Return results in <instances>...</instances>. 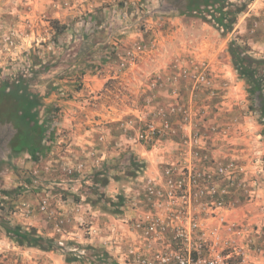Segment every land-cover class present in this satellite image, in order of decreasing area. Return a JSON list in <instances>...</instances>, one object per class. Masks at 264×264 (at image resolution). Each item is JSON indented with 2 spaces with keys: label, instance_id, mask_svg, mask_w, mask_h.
<instances>
[{
  "label": "rangeland",
  "instance_id": "rangeland-1",
  "mask_svg": "<svg viewBox=\"0 0 264 264\" xmlns=\"http://www.w3.org/2000/svg\"><path fill=\"white\" fill-rule=\"evenodd\" d=\"M188 2L0 0V264H116L109 241L132 216L142 191L136 178L187 159L184 135H198L212 172L226 170L217 221L203 225L216 226L220 239L227 227L236 232L237 250L221 251L230 261L264 264V119L228 52L233 42L264 60V0H231L244 10L228 33L212 8L189 12ZM128 55L135 60L119 70ZM251 68L264 87V63ZM17 85L39 103L28 134L39 140L33 157L19 148V105L6 94ZM162 87L166 102L157 106ZM102 107L110 120L124 118L116 140H97L107 154L96 152L102 160L86 166L93 155L85 144L73 150L72 133L83 131L87 115L98 121ZM154 112L164 115L157 126L167 120L170 139L141 149L133 139ZM16 226L46 238L48 249L17 245L6 233Z\"/></svg>",
  "mask_w": 264,
  "mask_h": 264
},
{
  "label": "built area",
  "instance_id": "built-area-1",
  "mask_svg": "<svg viewBox=\"0 0 264 264\" xmlns=\"http://www.w3.org/2000/svg\"><path fill=\"white\" fill-rule=\"evenodd\" d=\"M134 60V55L126 56L118 69ZM149 87L154 90L156 83ZM150 116L133 141L153 149L170 139L171 133L166 119L157 126L156 120L163 114ZM184 137L180 151L187 159L165 163L154 177L141 181V195L132 206V216L122 219L127 235L118 230L109 241L110 250L116 252V264H246L243 258L230 261V252L221 254L222 250H237L232 245L236 233L232 227L226 229L227 238L220 239L216 226L208 229L203 225L204 220L217 221L221 203L216 188L226 170L212 172L205 162L206 153L198 147V135Z\"/></svg>",
  "mask_w": 264,
  "mask_h": 264
},
{
  "label": "trees",
  "instance_id": "trees-1",
  "mask_svg": "<svg viewBox=\"0 0 264 264\" xmlns=\"http://www.w3.org/2000/svg\"><path fill=\"white\" fill-rule=\"evenodd\" d=\"M201 6L205 9L210 7L214 13L218 14L215 22L218 28L226 33L232 31L236 17L244 10L243 4L234 5L231 3V0H189L186 8L189 12H197ZM228 6L232 7L233 10L226 9ZM233 44V42L229 43L228 52L231 56L234 69L239 78L249 87L248 93L257 102L259 113L264 119V93L262 92L264 87L261 84V79L256 77L255 70L251 68L252 64H263L264 60L253 59L247 52ZM5 89L6 87L0 89V95L4 94ZM6 94L7 96H11L19 105L20 115L16 122V126L19 125L21 127V134L18 141L19 148L25 149L33 157L39 149V140H35L33 136H29L28 134L36 130L37 118L36 112L33 110L39 106L37 96L29 93L27 88L21 85L15 86V88L9 90ZM132 166L133 168L136 167L133 164ZM103 184L105 185V182ZM6 233L11 234V238L19 246L37 247L40 250L48 249L43 246V243L48 241L46 238L23 231L20 226H16L12 230L9 229ZM73 260L75 259L68 258L66 262H73Z\"/></svg>",
  "mask_w": 264,
  "mask_h": 264
},
{
  "label": "crops",
  "instance_id": "crops-1",
  "mask_svg": "<svg viewBox=\"0 0 264 264\" xmlns=\"http://www.w3.org/2000/svg\"><path fill=\"white\" fill-rule=\"evenodd\" d=\"M249 16H253L252 13L248 14ZM158 72V76H163L164 71L165 70H157V71H153L150 70V72ZM139 73H136L133 75V77L137 76ZM144 74H146L144 72ZM149 74V73H147ZM127 76L129 77V74H127ZM110 77V74L107 72L104 76H102V78H100V80H98L99 83L103 84L104 82H106L107 78ZM163 89L159 90L158 93L156 94L155 97V102L157 101V99H160L158 102H156V105H161L164 104L165 105V100L162 99L161 96L165 95L167 93V90L164 89V87H162ZM162 100V101H161ZM130 111L132 112V116L135 114L138 115L137 111L130 109ZM144 110H142L141 112H143ZM101 118L97 121L94 120L92 118V115H87L86 119L84 121V128L83 131H78V130H74L73 134V141L70 144V146H73V150L74 151H79V149H77V147H74V145L76 144V146H80L82 147L83 144L84 147L83 149L86 150V152L88 151L89 154H86V156L88 155H93L92 158V162H89L88 164H86V166H90L89 164L91 163V166H95L99 164V161L102 160L103 156H100L98 158L97 155H95L96 152H100L102 154H107V150H106V143H103V141L101 143H98L97 140H116L117 139V126L118 121H121V119H123L124 115L121 114V117L119 118L118 116L114 119V121L110 120L109 118L111 117V113L108 112L105 108H101V112L99 113ZM131 116V117H132ZM148 118H151L150 115L148 116ZM118 120V121H116ZM94 122V123H93ZM94 124V125H93ZM76 140V142H75ZM92 145H94V149L91 147ZM130 146V145H129ZM134 146V147H133ZM131 145V150H136V154L138 152L139 154V147H141V149H144L143 146H136V145ZM90 151H92V153H90ZM144 151V150H143ZM147 153V151H145ZM166 151H162V153H165ZM150 153V152H149ZM84 166V167H86ZM157 170L156 169H150V170H146L143 174H141L138 178H136L138 181H143L145 178H152L156 175ZM101 235V234H100ZM99 238H101L100 236H98ZM94 237L90 238V240H88V242H92ZM107 251V250H106Z\"/></svg>",
  "mask_w": 264,
  "mask_h": 264
}]
</instances>
